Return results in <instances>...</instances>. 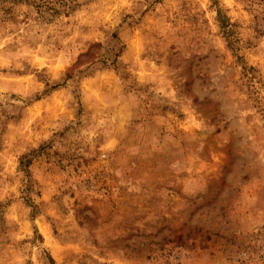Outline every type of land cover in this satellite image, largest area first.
<instances>
[{"label": "rangeland", "instance_id": "1", "mask_svg": "<svg viewBox=\"0 0 264 264\" xmlns=\"http://www.w3.org/2000/svg\"><path fill=\"white\" fill-rule=\"evenodd\" d=\"M0 264H264V0H0Z\"/></svg>", "mask_w": 264, "mask_h": 264}]
</instances>
